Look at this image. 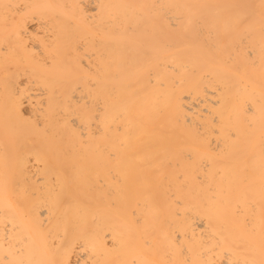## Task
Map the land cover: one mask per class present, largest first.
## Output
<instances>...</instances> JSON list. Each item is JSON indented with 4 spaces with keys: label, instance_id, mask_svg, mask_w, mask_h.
I'll use <instances>...</instances> for the list:
<instances>
[{
    "label": "bare ground",
    "instance_id": "bare-ground-1",
    "mask_svg": "<svg viewBox=\"0 0 264 264\" xmlns=\"http://www.w3.org/2000/svg\"><path fill=\"white\" fill-rule=\"evenodd\" d=\"M0 264H264V0H0Z\"/></svg>",
    "mask_w": 264,
    "mask_h": 264
}]
</instances>
